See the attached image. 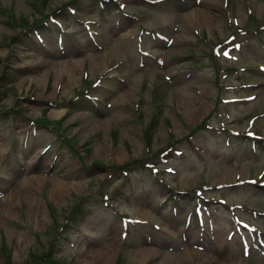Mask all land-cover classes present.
I'll return each mask as SVG.
<instances>
[{"label":"rangeland","instance_id":"rangeland-1","mask_svg":"<svg viewBox=\"0 0 264 264\" xmlns=\"http://www.w3.org/2000/svg\"><path fill=\"white\" fill-rule=\"evenodd\" d=\"M76 1L72 5L83 18L103 23L104 34L97 39L103 50L88 48L76 56L67 41L68 56L74 53L61 60V53L50 56L35 34L29 37L30 32L24 30L59 8H63L58 13L62 22L72 25L74 20L64 6L73 0H0V190L8 193L0 198V264H86L92 254L110 248L114 254L109 262L101 258L102 262L92 264H176L178 253L193 251L189 244L192 240L204 246L200 252L215 257L208 263L193 258L188 264H217L220 255L227 254L235 261L244 259V264L264 262L257 251L243 257L237 234L231 241L226 239L234 226L229 209L217 201L207 203L209 211L204 212L210 215L213 228L204 231L194 219L188 225L183 223L192 211V186L207 184L210 188L205 195L242 205L235 210L239 217L264 229V215L260 213L264 210V189L247 183L216 188L255 176L264 166V152H249L247 142L230 133H218L221 127L244 130L248 118L256 115L253 129L264 134V72L258 66L264 62V44L259 41L264 40V30L249 41L239 38L241 48L232 52L237 60L217 57L220 60L214 62L210 58L211 44L234 29L226 21L223 0L209 4H203V0H165L157 4L121 0L124 8L136 13L143 23L137 27L128 20L117 31L112 13L98 14L101 9L96 0ZM229 3L240 25L247 19V9L252 12L248 19L251 25L264 22V7L260 9L264 0ZM107 8L109 12L116 10V6ZM201 10L209 15V23L199 21ZM184 22L189 27L182 31ZM51 28L40 32L46 43L55 45L57 33ZM157 31L173 42L167 45L153 38L151 34ZM78 34H82L84 46L90 45L85 32ZM137 35L143 40L141 51L149 56L138 51ZM48 49L55 52L53 47ZM155 57H160L163 64H158ZM92 62L96 63L91 71ZM75 63H79L74 74L77 79L66 85L67 67ZM39 65L45 68H34ZM113 65L99 86H90L97 75ZM83 68L89 72L87 80L81 75ZM223 72L229 74L221 75ZM84 90H88L85 94L99 96L101 105L96 107ZM250 94L256 97L248 102L222 101ZM188 107L197 108L190 117L185 114ZM58 110H63L60 119L51 114ZM208 114L211 129H197L194 138L186 142L192 136L191 128ZM29 119L44 128L33 135L34 125L28 129ZM12 127L17 128L15 132H8ZM27 129L23 151L22 136ZM228 137L230 142L225 140ZM179 142L183 143V155L171 154L163 165L157 163L158 175L168 185L188 190L172 199L166 196L168 187L150 173L144 161ZM47 144L50 148L40 155L41 147ZM55 155L56 160H52ZM31 158L33 162L28 165ZM127 163L134 166L125 176L117 168ZM164 166L175 173H163ZM60 183L63 189H59ZM104 192L109 194L108 202L114 209L144 221L130 225L124 240L119 215L103 205ZM172 206L176 212L170 210ZM141 249H151L152 256L141 261ZM46 255L52 262L43 259Z\"/></svg>","mask_w":264,"mask_h":264},{"label":"bare ground","instance_id":"bare-ground-1","mask_svg":"<svg viewBox=\"0 0 264 264\" xmlns=\"http://www.w3.org/2000/svg\"><path fill=\"white\" fill-rule=\"evenodd\" d=\"M210 1H212V0H203V4H209V2ZM214 1V0H213ZM212 1V2H213ZM205 7V6H204ZM262 7H264L263 5H261V7H260V9L262 8ZM195 14H198L197 12H195ZM205 14H206V12L204 11V10H201V12H200V14H199V21L201 22V23H204V22H208L209 23V21H210V17H209V15H207V16H205ZM212 17V16H211ZM213 18V17H212ZM191 23V22H190ZM189 27V23L188 22H184V24H183V26H182V31H185V30H187V28ZM83 60V59H82ZM79 61H81V59H79L78 60V62ZM96 62H92L91 63V68H90V70L92 71L93 70V64H95ZM78 65H79V63H78ZM78 65H76V63L75 64H72L71 66H69V68L67 67V71L69 72V76H68V79H67V83H66V85H68V84H70L71 82H74V79H77V78H74V74H75V71L78 69L77 68V66ZM81 65H82V63H81ZM58 75H59V72H58ZM58 78V76L56 75V79ZM39 84V83H38ZM123 94V93H122ZM121 94V95H122ZM127 95L129 94V93H126ZM120 95V96H121ZM127 95L125 96V97H127ZM120 96H118V97H120ZM117 97V98H118ZM124 99V98H123ZM183 103V102H182ZM22 108V107H21ZM196 107L195 108H190V107H188L187 109H186V111H185V114H186V116L187 117H190V116H192L194 113H196L195 111H196ZM1 110V109H0ZM195 110V111H194ZM10 111V110H9ZM1 112V111H0ZM22 112V111H21ZM20 114V113H19ZM25 114V113H24ZM27 114V113H26ZM53 116H55V117H60L61 115H63V110H58V111H52V113H51ZM31 114H29V117H31L30 116ZM23 116V115H22ZM26 116V115H25ZM77 118V117H76ZM78 119V118H77ZM30 120V119H29ZM74 120V119H73ZM76 120V119H75ZM87 120V119H86ZM82 121V120H81ZM29 122V121H28ZM81 123V122H80ZM85 123V122H84ZM28 124V123H27ZM81 126H83V125H81ZM86 126V125H85ZM27 127V126H26ZM29 127V126H28ZM93 127V126H92ZM83 129V128H82ZM77 131V130H76ZM88 131V130H87ZM80 133V132H79ZM7 144V143H6ZM2 153V152H1ZM102 153V152H101ZM4 154V153H3ZM2 154V155H3ZM1 156V155H0ZM5 157V156H4ZM32 158L29 160V163L30 162H32ZM34 180V179H33ZM39 180V179H38ZM227 181V180H226ZM225 182V181H224ZM26 183V182H25ZM24 183V184H25ZM20 184V183H19ZM36 184V183H35ZM56 184V183H55ZM62 184H64V183H62ZM18 185V184H17ZM27 185V184H26ZM40 185V184H39ZM41 185H42V183H41ZM58 185V184H57ZM67 185V184H66ZM66 185H65V187H66ZM75 186H77V185H75ZM22 187H23V185H22ZM31 187V186H30ZM39 188H40V186H38ZM55 187V186H54ZM58 187H59V189H63L64 188V186H62L61 185V183L58 185ZM78 187V186H77ZM18 188V187H17ZM32 193V192H31ZM33 194V193H32ZM34 198H35V196H34ZM31 199V198H30ZM33 201V200H32ZM39 201V200H38ZM44 201V200H43ZM28 202H29V200H28ZM27 202V203H28ZM5 203V202H4ZM3 203V204H4ZM45 203V202H44ZM26 204V203H25ZM28 205V204H27ZM32 205V204H31ZM47 205V204H46ZM27 207V206H26ZM26 207H25V209H26ZM42 207V206H41ZM30 208V207H29ZM23 209V208H22ZM27 210V209H26ZM25 211V210H24ZM5 212V211H4ZM24 214V213H23ZM31 214V213H30ZM29 215V214H28ZM21 216V215H20ZM30 216V215H29ZM6 217V216H5ZM23 218V217H22ZM41 218V217H40ZM7 219V218H6ZM21 219V218H20ZM28 219H30L29 217H28ZM33 219V218H32ZM12 220V219H11ZM24 221H25V219H24ZM14 222V221H13ZM12 222V223H13ZM29 222V221H28ZM27 222V223H28ZM33 222H35V221H33ZM36 223V222H35ZM35 223H33V224H35ZM22 224H23V222H22ZM26 224V223H25ZM30 224V223H29ZM32 224V225H33ZM20 225V224H19ZM23 226H25L24 224H23ZM27 226V225H26ZM29 227V226H28ZM27 227V228H28ZM16 228H19V226L18 227H16ZM22 228V227H21ZM23 230H25V229H23ZM20 231V230H19ZM27 231V230H26ZM19 233V232H18ZM20 233H23L22 231H20ZM26 233V232H25ZM20 235V234H19ZM18 236V235H17ZM19 237H21V236H19ZM222 244H220L219 243V246H220V249L219 250H222V246H221ZM196 246H199V245H196ZM12 248V247H11ZM197 249V248H196ZM10 250V249H9ZM141 251H143V254H141L140 255V260L142 261L144 258H150L152 255V253H153V251H151V249L150 250H144V249H141ZM159 253V252H158ZM114 254V252H113V248H110V249H107V250H104V251H100V252H97V253H95V254H92V256H90V257H88L86 260H87V263L86 264H92V262H94V261H96V260H98V262H102V260H101V258H104V263L105 262H109L110 261V258L112 257V255ZM179 254V255H178ZM178 254H176V256H177V258L175 259V262H176V264H188L189 262H191V260H193V258L194 259H196V260H198V262H207L208 263V261H210V259H212L213 257H215V256H211V255H209V253H202V252H198V251H195V250H193V251H191V250H185V251H182V252H180V253H178ZM225 254V253H224ZM143 255H145V256H143ZM228 256H222L221 257V255H220V260L219 261H217V264H244V259H239L238 261H235L231 256H229V254H227ZM227 257H229V259L227 258ZM100 260V261H99ZM216 260V258L213 260V261H215ZM141 263H143V262H141ZM94 264V263H93ZM204 264V263H203ZM257 264H264V262H261V261H258V263Z\"/></svg>","mask_w":264,"mask_h":264}]
</instances>
